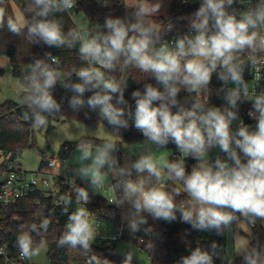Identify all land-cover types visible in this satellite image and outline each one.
I'll return each mask as SVG.
<instances>
[{
    "label": "clouds",
    "instance_id": "1",
    "mask_svg": "<svg viewBox=\"0 0 264 264\" xmlns=\"http://www.w3.org/2000/svg\"><path fill=\"white\" fill-rule=\"evenodd\" d=\"M110 7V0H101ZM188 2V0H185ZM3 0H0V4ZM124 16L105 17L103 25L86 38L76 28L64 31L57 14L71 10L74 0H31L30 15L6 16L0 7V29L7 28L15 36H23L31 44L49 48H74L77 45L87 67L62 74L50 53L28 63L21 78L22 100L26 107L22 119L34 127H44L49 117L60 113L62 104L54 96L57 85L71 93L68 106L75 112L87 109L111 127L112 139L96 143L82 138L76 144L78 160L73 165L63 161L70 173L69 187L75 202L87 205L92 194L105 187L111 178L115 198L109 201L126 209L127 229L133 237L143 231L152 236L148 225L153 221L172 223L178 219L198 232L233 233L241 222L255 225L264 222V89L250 90L244 78L247 64L255 65L257 53L264 52V0H199V7L187 19L188 31L172 41L165 39L175 27L171 18L158 19L161 0H121ZM239 4L242 7H236ZM130 10V11H127ZM252 53L245 63L240 53ZM133 67L152 78L143 89L131 92L134 106L125 98L127 81L115 73ZM213 74L221 82L215 94L223 100L220 106L199 97L208 92ZM147 80V79H146ZM187 93L182 101L181 92ZM86 93H91L86 95ZM251 103L248 115L254 126L239 117L240 106ZM85 111V116L88 115ZM235 124V126H234ZM134 127L144 137L146 148L128 152L121 164L116 155L122 145V130ZM173 143L184 158L166 160L158 166L152 146L163 149ZM218 150L223 155H211ZM134 156L135 159L130 157ZM196 163L189 171L186 158ZM79 178L85 186L76 183ZM163 178L164 183H161ZM179 181L186 194L170 183ZM62 213L68 220L58 246L80 249L91 254L89 264H113L97 257L93 243L99 235L93 229L86 207L69 212L72 195L61 197ZM50 221L43 219L39 228L47 232ZM33 231H37L34 227ZM39 234V232H38ZM253 236L235 249L241 264H264V243ZM16 246L23 258L39 255L29 231L21 227ZM148 250L154 251L151 243ZM189 254L175 264H215V259L232 258L215 241L197 242ZM121 264H133V253L124 252Z\"/></svg>",
    "mask_w": 264,
    "mask_h": 264
},
{
    "label": "trees",
    "instance_id": "2",
    "mask_svg": "<svg viewBox=\"0 0 264 264\" xmlns=\"http://www.w3.org/2000/svg\"><path fill=\"white\" fill-rule=\"evenodd\" d=\"M112 2L110 7H104L100 3L93 0H76L73 9L63 14H57L58 19L63 25V29L67 32L69 29L76 28L77 25L74 22L73 14L83 12L88 20V32H94L99 28V25H103L105 17L108 15L112 16H124L126 9L123 7L121 0H110ZM16 3L24 17L30 15L31 0H3L0 7L6 9V16H13L15 18L13 5ZM128 11V10H127ZM130 11V10H129ZM194 9H184L175 0L171 6L170 15L171 21L183 22L181 17H185L187 14L194 12ZM162 20V19H160ZM79 30V29H78ZM81 33V32H80ZM77 45L74 48H62L57 49L55 47L49 48L43 44H31L23 36H15L8 32L7 28L0 29V55L7 56L10 59L12 75L17 79L20 84L23 73L28 67V63L32 62L37 57H44L46 53L50 52L58 62V70L62 74H72L75 79L74 70L87 67V63L84 62L78 52ZM119 78L127 81L128 88L125 91V98L130 103L134 102L131 98V92L137 88L143 89L145 82L155 84L152 78H147V74L142 73L139 69L129 67L124 68L122 71L115 73ZM147 79V80H146ZM208 92L202 93L199 97L193 94L191 99H202L208 94L209 106L212 104L220 106L224 102L215 94V89L220 88L216 84L215 80L211 82ZM54 96L58 102L62 104V110L58 115L64 119H70L75 121H84L90 124H98L102 122L96 112L88 111L87 109L79 112L73 111L67 103L65 97H70L71 93L66 92L65 89H61L57 85L54 90ZM91 93H86L90 95ZM187 96V93L181 92L180 99L183 101ZM251 108L250 105H241L239 109V117L242 118L243 114ZM26 107L23 104L22 95L21 103L7 100L4 103H0V154L2 156L3 165L10 162H14L18 159L19 154L27 149H33L37 147V142L34 137V126L25 122L22 119ZM85 111H88V115L85 116ZM107 123L106 121H103ZM248 125L255 123L246 122ZM122 138L125 141L142 138L136 134L132 127L128 130H122ZM72 146V145H71ZM73 148V146H72ZM165 148H171L176 151V146L173 143H169ZM173 160V159H172ZM187 169L191 170V165H187ZM82 185V184H81ZM83 186V185H82ZM175 187L181 192V197H177L179 202L186 194L183 190V185L179 181H173L170 183V188ZM73 204L70 210L76 209L75 195L72 194ZM33 199H24L19 201L17 204L3 208L0 207V246L7 247L13 253H20L19 248L16 246L17 236L20 234L21 227L24 230L30 232L34 246L40 247L42 245L47 246V257L49 264H68L70 262H82L90 259L91 254H83L80 249H73L67 246H58V240L64 231V226L68 220L67 216H64L62 220H58L56 216L51 214L48 218L50 221L47 232H43L39 228L41 221L32 216L35 209ZM89 205L93 209L111 211L112 206L108 205L105 197L93 195L90 193ZM116 216L114 222L117 226L124 227L129 234L127 229V221L125 219L126 209L115 207ZM178 219L172 223L164 221H153L148 216V225L152 226L154 234L152 236H146L143 231L136 234L135 237L131 236V241L137 243L139 239L144 240V251H146L151 259V264H175L181 256L189 254L188 249L194 248L197 242L207 245L211 241L215 240L225 252L228 232L224 235L217 236L214 232H198L191 229V226L180 222L179 214ZM37 231H33V228ZM39 232V234H38ZM252 243L255 244L257 239L264 243V227L261 222L258 221L257 226L252 228ZM153 243L154 251L148 250L149 245ZM116 246L114 244L111 247H100L92 245L95 255L100 257H106L113 264H121L123 257L116 253ZM133 264H137L133 261ZM215 264H227V261H222L219 258L215 259ZM232 264H241V257H237L232 260Z\"/></svg>",
    "mask_w": 264,
    "mask_h": 264
},
{
    "label": "built area",
    "instance_id": "3",
    "mask_svg": "<svg viewBox=\"0 0 264 264\" xmlns=\"http://www.w3.org/2000/svg\"><path fill=\"white\" fill-rule=\"evenodd\" d=\"M75 1L76 0H74V4ZM175 1L184 9L196 10L199 7V0H188V2H185V0ZM252 2L256 3V0H252ZM100 4L103 6L101 0ZM236 7L242 6L237 4ZM172 22L174 23L175 27L165 36V39L169 41L174 40L177 35H181L188 31V23L186 19H183V22ZM239 55L241 56V59L245 63H247L248 57L252 55V53L245 51L243 53H240ZM256 55L258 62L255 65L248 63L247 68L244 72V78L248 83H250V90L252 91H260L261 89H264V52L257 53ZM214 80L216 84L221 87V82L217 80L215 74H213L212 77V81ZM208 98L209 97L207 94L202 98V100L208 101ZM130 104L134 106V102ZM242 105L251 106V103L246 102ZM249 110L246 111L241 118V120L245 124L246 122L255 123V121L248 115ZM132 128L137 135L144 138L139 131L135 130L134 127ZM72 150L73 148L71 145L62 146L60 152L57 155L49 157L42 161L40 169L37 172L33 173L23 170L21 164L18 163L17 160L6 165H3V162L1 161L0 207H11L21 200L32 198L35 207L32 213V216L34 218L39 219L42 222L43 219H48L49 216L53 214L59 221L62 220V218L67 215L62 213L61 197L73 194L68 182V180L70 179L69 173H66L64 171L63 161H68L69 155ZM213 152L211 153L212 156ZM186 155L187 154H181L178 152V150H176L173 159H181ZM218 155L223 154L220 153ZM186 162L188 163L187 165L196 163V161L191 157L186 158ZM57 170L60 172H58ZM76 183L85 186L81 182L76 181ZM108 189L112 190L111 186L108 187ZM114 198L115 194L113 196H110L109 198H105L107 204L112 206V209L109 212L93 209L91 208L89 203L86 206L78 203L76 204V209L79 207H86L88 209L93 229L99 233L93 244L100 247H111L114 244L126 242L141 249L144 248L145 250L143 239H139L137 243H134L133 241H131L130 235L127 233L126 229L115 224L114 218L116 216V206L109 203V201L113 200ZM69 212H72L70 208ZM106 223H108L109 227L107 229V232L103 233L99 230V228ZM257 223L255 225H249L254 228L257 226ZM89 261L90 259L82 262H70L68 264H89ZM0 264L33 263L31 262V258H23L21 257L20 253H13L7 247L0 246ZM92 264H95V262L93 261Z\"/></svg>",
    "mask_w": 264,
    "mask_h": 264
},
{
    "label": "rangeland",
    "instance_id": "4",
    "mask_svg": "<svg viewBox=\"0 0 264 264\" xmlns=\"http://www.w3.org/2000/svg\"><path fill=\"white\" fill-rule=\"evenodd\" d=\"M93 1L100 3V0ZM161 2L162 8L158 19H162L163 21L167 22L168 18L171 17L170 10L174 0H161ZM188 16H190V14L186 15V17ZM24 18L25 17H20L21 20ZM73 19L79 31L81 32V35L86 38L88 20L85 14L83 12H74ZM22 87L23 86L20 84V82L12 75L10 59L7 56L0 55V103H4L7 100L21 103ZM111 131V127L105 122L90 124L84 121L64 119L58 115H53L49 117L48 124L46 126L34 127V137L37 142V147L21 152L17 162L21 164L22 169L26 172H37L41 167L42 161L57 155L60 152L62 146L72 145L73 150L69 155L68 161L74 165L78 160L79 155L76 152V144L82 138L93 139L96 143H102L105 140L112 139L110 133ZM143 140L144 138H137L128 141L123 140L121 142L122 145L119 146L120 150L118 153H116V155L120 158L121 164H123L124 157L128 155V152L139 153L145 150L146 145L144 144ZM152 149L153 159L157 162L158 166H162L166 160H172L174 158L175 151L171 148L156 149L155 146H152ZM218 154H220L218 150H214L213 158ZM130 158L135 159L134 156ZM2 160L3 159L0 154V163ZM187 164L188 163L186 162V165ZM194 164L195 163H193L191 167ZM76 181L83 183L79 180V178H77ZM113 182L114 181H112L111 178L108 179L105 177V187L100 191V193H95L93 195L103 196L105 198L113 196V190L108 189V187H110L111 183ZM160 182L164 183L163 178ZM261 224L264 227V222H261ZM108 227L109 225L106 223L105 225L101 226L99 230L103 233H106ZM235 229L238 239L236 242H234L233 233L228 232L225 250V253L229 256V258H232V260L239 257L238 255H235V249L240 246V243L247 242L252 236V227L248 223L241 222L239 225L235 226ZM47 251L48 249L46 245L40 246L39 255L32 257L31 262L33 264H49ZM128 251L133 253V261H135L137 264H151V259L148 253L143 249L126 242H120L117 244L116 253L119 256L123 257L122 254ZM223 261L225 262L227 260Z\"/></svg>",
    "mask_w": 264,
    "mask_h": 264
},
{
    "label": "crops",
    "instance_id": "5",
    "mask_svg": "<svg viewBox=\"0 0 264 264\" xmlns=\"http://www.w3.org/2000/svg\"><path fill=\"white\" fill-rule=\"evenodd\" d=\"M15 17H24L16 3H12Z\"/></svg>",
    "mask_w": 264,
    "mask_h": 264
}]
</instances>
